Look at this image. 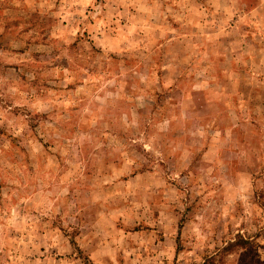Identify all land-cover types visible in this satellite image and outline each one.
<instances>
[{"label":"rangeland","instance_id":"rangeland-1","mask_svg":"<svg viewBox=\"0 0 264 264\" xmlns=\"http://www.w3.org/2000/svg\"><path fill=\"white\" fill-rule=\"evenodd\" d=\"M0 264H264V0H0Z\"/></svg>","mask_w":264,"mask_h":264}]
</instances>
